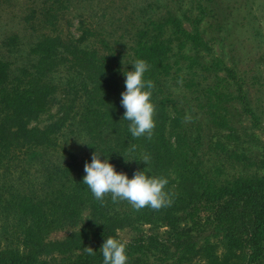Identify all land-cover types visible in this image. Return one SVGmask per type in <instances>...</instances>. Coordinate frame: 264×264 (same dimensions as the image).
<instances>
[{"label": "trees", "instance_id": "trees-1", "mask_svg": "<svg viewBox=\"0 0 264 264\" xmlns=\"http://www.w3.org/2000/svg\"><path fill=\"white\" fill-rule=\"evenodd\" d=\"M73 2L35 0L19 16L22 32L0 37V166L6 159L35 156L37 150L55 146L58 129L76 118L88 138L89 151L101 154V159L121 156L118 166L129 178L138 170L155 177L173 175L177 187L171 205L158 211L149 207L136 211L125 200L113 202L111 194L101 202L82 181L84 164L91 162L92 155H69L44 171L39 193L31 186L28 191L10 192L7 200L0 198V206L6 203L4 210L17 217L0 226L18 234L22 245V250L0 248V264H103L104 240L118 239V228L141 223L165 226L171 246L181 258L187 257L194 247L192 232L200 230L197 214L203 207L213 212L225 252L208 255L207 264H263L264 171L214 184L197 168L199 162L190 160L189 137L180 116H170L168 105L173 106L167 81L183 79L182 60L191 59L184 50L187 44L201 45L198 33L182 28L171 10L153 20L139 8L130 15V29L120 28L117 35L116 30L106 31L79 15L75 37L68 30L63 33L61 24ZM138 59L148 64L145 81L154 83L151 139L131 135L120 102L124 73ZM57 94L59 116L43 126H28L48 110ZM71 101L79 107L73 108ZM145 155L150 158L147 163L141 161ZM259 163L264 169V160ZM83 210L88 219L82 222ZM78 224L77 230L60 240L45 238L53 228ZM159 242L156 234L132 238L126 244V264H138V255L155 250ZM87 246L96 255H88ZM53 254L61 257L57 260Z\"/></svg>", "mask_w": 264, "mask_h": 264}, {"label": "rangeland", "instance_id": "rangeland-1", "mask_svg": "<svg viewBox=\"0 0 264 264\" xmlns=\"http://www.w3.org/2000/svg\"><path fill=\"white\" fill-rule=\"evenodd\" d=\"M34 1L0 0V37L5 32H22L19 16ZM139 8L146 9L153 20L171 10L180 18L182 28L198 33L200 38L201 45L187 44L184 50L191 59L182 60L183 79L167 81L173 106L172 109L168 105L170 116L179 115L186 129L190 160L199 162L197 168L214 184L253 172L262 173L264 169L260 168L259 160H264V0H74L65 15L67 20L61 23L62 30L76 37L78 16L82 15L85 21L91 20L106 31L116 30L117 35L120 28L130 29L133 18L130 15L138 13ZM59 97L55 95L48 110L28 126H43L56 119ZM71 102L73 108L79 107L78 102ZM75 119L67 120L58 129L55 146L41 148L35 156L21 154L17 159L3 161L0 198L7 200L10 192L28 191L31 186L39 193L47 168L69 155H92L87 147L88 138L79 130ZM169 139L172 141L171 136ZM218 144L230 149V153L220 151ZM121 159V156L108 159L117 172H122L118 166ZM159 177L168 179L165 190L172 194L177 187L173 175ZM6 206V203L0 206V224L17 218L4 210ZM197 215L200 230L192 232L194 247L187 257L181 258V253L171 246L167 228L161 224L141 223L118 228L117 238L128 242L141 235H157L160 241L157 248L138 255V264H207L208 255L225 253L221 231L209 208H200ZM86 216L87 211L83 210L82 222ZM80 224L53 228L45 238L60 240ZM0 248L22 250L18 234L0 226ZM53 257L58 260L61 255L53 254Z\"/></svg>", "mask_w": 264, "mask_h": 264}, {"label": "clouds", "instance_id": "clouds-1", "mask_svg": "<svg viewBox=\"0 0 264 264\" xmlns=\"http://www.w3.org/2000/svg\"><path fill=\"white\" fill-rule=\"evenodd\" d=\"M132 66V70L124 73L125 90L121 93L120 101L125 109L123 118L130 122L129 131L134 138L146 135L151 139L155 128V106L151 102L154 83L144 79L148 69L145 60L138 59ZM185 119L189 120L190 117ZM100 157L101 154L92 153L91 162L84 164L85 175L82 180L97 200L103 202L104 196L111 194L113 202L125 200L136 211L145 207L158 211L171 205V194L165 190L167 178L150 176L141 170L135 171L129 178L127 174L117 172L108 159ZM149 159L145 155L141 161L147 163ZM126 244L127 241L112 237L105 239L100 248L103 264H126ZM84 250L88 255H96L90 246Z\"/></svg>", "mask_w": 264, "mask_h": 264}]
</instances>
